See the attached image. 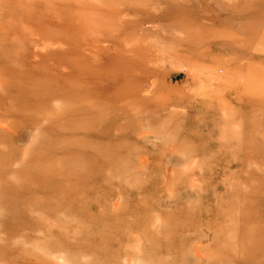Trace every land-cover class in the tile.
Listing matches in <instances>:
<instances>
[{"label": "rangeland", "instance_id": "rangeland-1", "mask_svg": "<svg viewBox=\"0 0 264 264\" xmlns=\"http://www.w3.org/2000/svg\"><path fill=\"white\" fill-rule=\"evenodd\" d=\"M100 88L85 136L53 127ZM92 143V202L23 210ZM0 264H264V0H0Z\"/></svg>", "mask_w": 264, "mask_h": 264}, {"label": "bare ground", "instance_id": "bare-ground-1", "mask_svg": "<svg viewBox=\"0 0 264 264\" xmlns=\"http://www.w3.org/2000/svg\"><path fill=\"white\" fill-rule=\"evenodd\" d=\"M99 92H100V95H97L96 98L89 97V96L88 97L78 96V97H72V98L71 97H66L65 96V90H63L61 93H56V95L58 96V98H60L62 100V102L64 103V109L61 110V108H60V110L59 111L57 110V112H56V109H55L52 113H54V115L57 116V117H59V116L62 117L63 121L60 122V123L58 122L59 124H54L53 127L55 129L59 130V131L64 132V133L73 131V128L76 127L77 132L78 133H82L85 136L86 133L88 132V131H86L88 129L87 127H90V126L81 125V128H79L78 126L72 124V122H70V121H72V120L76 121V120L89 119L92 122L94 119H97V118H100V117L105 118L107 116V114H108V108L111 109V104H108V101L109 100L104 99L102 97L104 95L105 96L108 95L107 98L110 97L109 99H111L113 95H111V92H106V89L102 90L100 88L99 89ZM118 92H119V95L120 94L122 95V93H123V91H118ZM124 92L126 93L128 91L125 90ZM125 93H123V94H125ZM32 94H34V92ZM51 95L52 94H49L48 96H51ZM48 96H46V97H48ZM116 97H117V95H116ZM51 98H53V97H51ZM38 99L44 100V98H38ZM112 99H115V98H112ZM66 105H70V106L72 105V107L66 108L65 107ZM122 105L123 104H121L119 106L121 107ZM65 125H67L69 127H65ZM82 129H83V131L85 129L86 130L84 132L79 131V130H82ZM91 136H92V134L91 135L88 134L87 141L90 140ZM122 136H123V133H122ZM107 137H106V139L109 140ZM78 139H85V138H78ZM68 143H70V142H66L65 140H63V141H61V143L55 144L54 146H55V148L57 150L59 149L58 152H61V151H63V150H65V149L68 148V146H67ZM91 147L92 148H97V150L99 149V153L98 154H95V155H92V157L91 156H87L86 157L87 158L86 161H80V160L77 159L74 164L73 163L70 164L69 167H71L72 169H75V171L72 170L71 168H63V169L62 168H58L55 171L56 174H62V175L66 174L68 172H71V174L66 177V179H67L66 182H63V181H60V180H56V179L48 178L46 176L47 174L45 175V174H37V173L35 174L34 173V174L28 176L27 177V180L30 181V182H32V184L39 189L38 193L39 192H40V194L42 193V200H40V202L37 203V204H36V202L33 203L34 200L32 198L33 197H37L38 195L37 196L32 195L31 197H29L26 192H24L23 190H21V193L22 194H20V195H22V196L24 195V196H27L29 198V203H28L29 205L26 204L24 206L23 210L26 211L28 208H31V207L32 208L41 207V208H43L45 210H53V209L59 208L60 211H62V210H64V211L68 210L70 213H72V212L73 213H77L78 212V209H79V206L82 204V200H83L84 203L85 202L86 203L87 202H89V203L92 202L91 199L93 198V196H91V194H92L93 190L101 187L102 185H104L108 181H109V183L112 182V179H109V178L105 179L104 176L101 175V173L112 166L108 162L113 161V159L115 161H117L118 150H114V152H113V158L105 160L107 162H104V161L102 162L101 160L104 158L105 154L108 153V148L109 147L106 148L103 145L98 146L97 143H92L91 144ZM110 147L115 148L113 145H111ZM114 153H116V154H114ZM98 158H100L101 160L100 161L98 160V164H97L96 163V160ZM70 159H73V158H70ZM70 159H68V160L71 161ZM69 161H68V163H69ZM82 162L87 164L86 165L87 168L85 167L86 169L83 171L84 173L77 174L76 173L78 171V167L77 166H79ZM112 168H114V167H112ZM96 169L99 170V174L95 176L94 175V171ZM47 179L49 180V184L47 186H45L47 184L46 183L47 182ZM41 182L46 183V184L45 185H39ZM64 183H68L69 186H65L64 185L62 187V184H64ZM65 196L68 197V198H72V197L77 198V205H70V204L60 203V202H58V204H53L52 203L53 200H55L57 198H60V197H64L65 198ZM51 213H52V211H51ZM99 228H100V226H99ZM95 243L96 242L93 243L92 240H88V242L86 243V246L89 247V248H96V249H99L100 247H102V246H99L97 244L96 245H93ZM92 245L95 246V247H93ZM103 250H105V249H103ZM94 251L96 252L98 250H95L94 249ZM105 251H103V253ZM71 258H72V256H71Z\"/></svg>", "mask_w": 264, "mask_h": 264}]
</instances>
